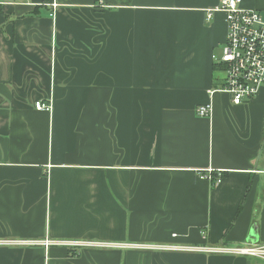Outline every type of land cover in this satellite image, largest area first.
Returning <instances> with one entry per match:
<instances>
[{"label": "crops", "instance_id": "1", "mask_svg": "<svg viewBox=\"0 0 264 264\" xmlns=\"http://www.w3.org/2000/svg\"><path fill=\"white\" fill-rule=\"evenodd\" d=\"M219 1L0 0V264H259L212 251L264 243V86L219 89Z\"/></svg>", "mask_w": 264, "mask_h": 264}, {"label": "built area", "instance_id": "2", "mask_svg": "<svg viewBox=\"0 0 264 264\" xmlns=\"http://www.w3.org/2000/svg\"><path fill=\"white\" fill-rule=\"evenodd\" d=\"M52 4L55 6V3ZM217 11L225 13L228 25L227 40L219 59L226 77L224 86L219 89L229 93L233 103L240 104L254 97L264 86V17L259 10L242 6V0H220L216 6L206 10V19L211 20ZM215 90L212 89L210 94ZM35 107L42 110L52 109L51 103L44 100H37ZM211 110V104H203L196 109L200 116H209ZM204 178L218 183L221 173L217 176L205 175ZM41 242L28 241L30 244ZM212 251L253 256L264 264V243L220 247Z\"/></svg>", "mask_w": 264, "mask_h": 264}, {"label": "rangeland", "instance_id": "3", "mask_svg": "<svg viewBox=\"0 0 264 264\" xmlns=\"http://www.w3.org/2000/svg\"><path fill=\"white\" fill-rule=\"evenodd\" d=\"M246 257H248V258H250V259H252V260H255V261H258L259 262V264L261 263V260H259L258 258H256V257H253V256H246Z\"/></svg>", "mask_w": 264, "mask_h": 264}, {"label": "water", "instance_id": "4", "mask_svg": "<svg viewBox=\"0 0 264 264\" xmlns=\"http://www.w3.org/2000/svg\"><path fill=\"white\" fill-rule=\"evenodd\" d=\"M254 231V230H253ZM251 233H253V235H256V232H251Z\"/></svg>", "mask_w": 264, "mask_h": 264}, {"label": "trees", "instance_id": "5", "mask_svg": "<svg viewBox=\"0 0 264 264\" xmlns=\"http://www.w3.org/2000/svg\"><path fill=\"white\" fill-rule=\"evenodd\" d=\"M53 0H47V2H52Z\"/></svg>", "mask_w": 264, "mask_h": 264}]
</instances>
